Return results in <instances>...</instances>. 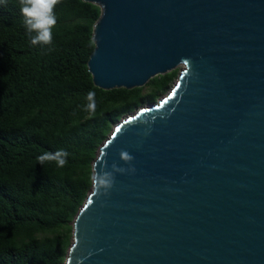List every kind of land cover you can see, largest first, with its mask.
Returning <instances> with one entry per match:
<instances>
[{
	"label": "water",
	"instance_id": "95a60500",
	"mask_svg": "<svg viewBox=\"0 0 264 264\" xmlns=\"http://www.w3.org/2000/svg\"><path fill=\"white\" fill-rule=\"evenodd\" d=\"M102 13L96 86H145L184 66L156 103L122 119L64 264H264V0H86Z\"/></svg>",
	"mask_w": 264,
	"mask_h": 264
},
{
	"label": "trees",
	"instance_id": "16d2710c",
	"mask_svg": "<svg viewBox=\"0 0 264 264\" xmlns=\"http://www.w3.org/2000/svg\"><path fill=\"white\" fill-rule=\"evenodd\" d=\"M50 45H33L19 0H0V264H64L94 161L114 127L176 83L179 69L145 86L103 89L88 60L98 4L61 0ZM95 93V110L87 108ZM67 152L66 163L38 157Z\"/></svg>",
	"mask_w": 264,
	"mask_h": 264
},
{
	"label": "clouds",
	"instance_id": "9594fccd",
	"mask_svg": "<svg viewBox=\"0 0 264 264\" xmlns=\"http://www.w3.org/2000/svg\"><path fill=\"white\" fill-rule=\"evenodd\" d=\"M61 0H19L20 12L23 18V26L28 33H34L31 38L33 45H50L53 42V29L57 24L55 9ZM95 93L89 92L87 99L89 104L87 108L95 110ZM67 152L58 150L54 155L45 154L38 157L41 164L55 161L59 167L66 163ZM121 159L128 164V167L118 166L115 162L111 170H103L92 177V183L97 193L109 194L110 189L115 182V173L135 172L131 165L133 156L127 151H120Z\"/></svg>",
	"mask_w": 264,
	"mask_h": 264
},
{
	"label": "rangeland",
	"instance_id": "374dc122",
	"mask_svg": "<svg viewBox=\"0 0 264 264\" xmlns=\"http://www.w3.org/2000/svg\"><path fill=\"white\" fill-rule=\"evenodd\" d=\"M183 67H184V66H180V67L178 68V69H179V71H180V70H181ZM163 96H164V95H163ZM163 96H162V97H163ZM72 242H73V241H72Z\"/></svg>",
	"mask_w": 264,
	"mask_h": 264
}]
</instances>
